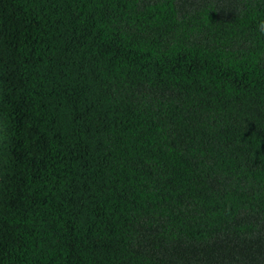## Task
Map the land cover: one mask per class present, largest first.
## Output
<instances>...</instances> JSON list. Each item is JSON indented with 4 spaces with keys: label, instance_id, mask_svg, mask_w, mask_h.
<instances>
[{
    "label": "trees",
    "instance_id": "trees-1",
    "mask_svg": "<svg viewBox=\"0 0 264 264\" xmlns=\"http://www.w3.org/2000/svg\"><path fill=\"white\" fill-rule=\"evenodd\" d=\"M0 7V264H264V0Z\"/></svg>",
    "mask_w": 264,
    "mask_h": 264
},
{
    "label": "clouds",
    "instance_id": "clouds-1",
    "mask_svg": "<svg viewBox=\"0 0 264 264\" xmlns=\"http://www.w3.org/2000/svg\"><path fill=\"white\" fill-rule=\"evenodd\" d=\"M4 22L6 24V28L11 32V40L14 43H26L36 36L35 29L28 31H18L16 28L14 29V24L10 14L4 8L0 7V25ZM261 29L264 30V23L261 24ZM3 179L4 178L0 177V182Z\"/></svg>",
    "mask_w": 264,
    "mask_h": 264
}]
</instances>
